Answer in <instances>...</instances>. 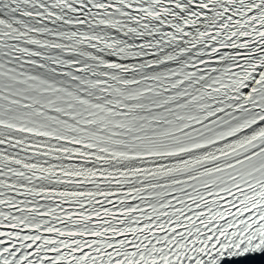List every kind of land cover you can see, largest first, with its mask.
Segmentation results:
<instances>
[{
	"label": "snow or ice",
	"instance_id": "6c2138e0",
	"mask_svg": "<svg viewBox=\"0 0 264 264\" xmlns=\"http://www.w3.org/2000/svg\"><path fill=\"white\" fill-rule=\"evenodd\" d=\"M0 264H264V0H0Z\"/></svg>",
	"mask_w": 264,
	"mask_h": 264
}]
</instances>
